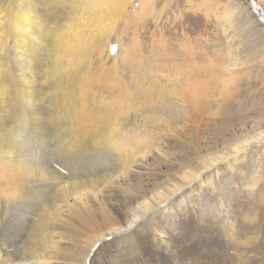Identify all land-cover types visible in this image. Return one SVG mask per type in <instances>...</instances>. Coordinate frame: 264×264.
Listing matches in <instances>:
<instances>
[{"label":"rangeland","instance_id":"374dc122","mask_svg":"<svg viewBox=\"0 0 264 264\" xmlns=\"http://www.w3.org/2000/svg\"><path fill=\"white\" fill-rule=\"evenodd\" d=\"M254 1L133 0L111 37L114 58L106 45L94 55L86 103L115 101L111 135L130 155L108 189H127L128 205L143 202L136 190L158 200L161 181L192 180L148 217L154 227L99 243L93 264H264V26H245ZM156 144L170 162L153 156ZM150 161L162 172L148 181L128 171Z\"/></svg>","mask_w":264,"mask_h":264},{"label":"bare ground","instance_id":"6f19581e","mask_svg":"<svg viewBox=\"0 0 264 264\" xmlns=\"http://www.w3.org/2000/svg\"><path fill=\"white\" fill-rule=\"evenodd\" d=\"M132 1L0 0V264L92 263L103 240L128 237L142 221L154 227L148 217L192 180L161 181L158 200L149 186L136 190L143 202L128 205L120 202L127 189H108L121 185L130 155L111 135L115 101L100 96L88 107L84 90L95 85L99 49L106 45L114 58L111 37ZM257 2L248 29L264 22ZM153 156L171 161L161 145ZM160 169L151 161L128 167L146 181ZM170 247L165 239L159 250Z\"/></svg>","mask_w":264,"mask_h":264},{"label":"water","instance_id":"95a60500","mask_svg":"<svg viewBox=\"0 0 264 264\" xmlns=\"http://www.w3.org/2000/svg\"><path fill=\"white\" fill-rule=\"evenodd\" d=\"M262 24H263V26H264V22L262 21Z\"/></svg>","mask_w":264,"mask_h":264}]
</instances>
